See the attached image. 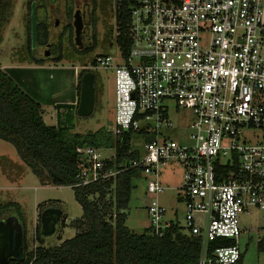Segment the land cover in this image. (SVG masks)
<instances>
[{
  "label": "built area",
  "instance_id": "2783aa9c",
  "mask_svg": "<svg viewBox=\"0 0 264 264\" xmlns=\"http://www.w3.org/2000/svg\"><path fill=\"white\" fill-rule=\"evenodd\" d=\"M131 1L129 54L98 55L91 67L115 69L114 125L106 131L151 138L138 158L113 166L115 147H79L85 162L74 186L138 169L147 180L148 229L163 235L172 222L158 200L159 175L178 162L186 228L202 244L198 264H236L241 215L264 210V143L245 136L264 132V0ZM171 105L194 114L181 142L165 135L174 127ZM218 239L235 243L210 257Z\"/></svg>",
  "mask_w": 264,
  "mask_h": 264
},
{
  "label": "rangeland",
  "instance_id": "374dc122",
  "mask_svg": "<svg viewBox=\"0 0 264 264\" xmlns=\"http://www.w3.org/2000/svg\"><path fill=\"white\" fill-rule=\"evenodd\" d=\"M32 1L12 0L9 18L0 35L1 67L4 69L17 68L14 75L20 79V82L23 80L24 86L27 85L34 90L36 88L41 91L40 99H38L46 105L44 113L46 114L45 122L48 125H56L57 119L61 117L53 106H49L48 100L52 96L58 101L74 96L77 90L76 85L79 82L76 72H93L96 98L93 113L81 116L77 113L78 109L73 111L67 109L66 117L74 123L71 132L87 134L113 126L115 69L113 67L94 68L91 67V63L98 55H113L119 58L120 51L116 43L115 0H35L37 19L41 26L38 28L36 45L32 44L31 38L32 49L30 50V4ZM76 7L80 8L84 15L82 48L75 44L68 29V23L71 22V19L67 17L68 12L74 11ZM57 20H59L58 26L55 25ZM89 46H94V49L87 53L86 49ZM47 49L50 50L49 56L45 54ZM60 55L62 60L58 61L57 58ZM61 104L58 105V109L65 110L66 105ZM169 110L174 127L167 130L165 135L180 142L184 141V137L189 132V126L194 120V114L186 108L176 110L173 105ZM66 117L63 119L66 120ZM245 136L251 138V142L264 143V132L262 131L246 132ZM150 138L149 135L134 134L131 145L143 151L145 143ZM11 161L23 164L22 172L16 179L8 181L9 187H6V177L3 175L0 178V205L12 202L20 205L21 218L15 207L5 211L3 217L8 218L14 215L18 217V223L20 220L23 221L28 240V251H31L35 245H40L35 238L36 227L41 222L42 208H39L36 218L37 198L38 201L46 203L48 207L50 205L59 206L63 211V217L66 219L68 215L70 218L68 222L81 217L83 209L75 198L72 186L58 187L43 184L31 168L23 162L16 147L0 139V164L6 172L13 165ZM14 170L16 173L17 167ZM160 172L159 182L166 188L158 195L159 203L166 210L164 221L176 223L183 232L188 233L185 203L181 198L183 167L178 162H170ZM149 199L147 180L142 175L133 181L129 208L126 210L127 226L137 233L143 232L145 229L143 225L149 223L145 209ZM240 224L243 230L239 238L243 263L264 264V210L252 208L248 213L241 215ZM77 231L71 226L64 231L58 227L56 233L50 237L41 235L44 241L42 245L48 248L56 247L64 240L72 238ZM60 235L61 238H59Z\"/></svg>",
  "mask_w": 264,
  "mask_h": 264
},
{
  "label": "trees",
  "instance_id": "16d2710c",
  "mask_svg": "<svg viewBox=\"0 0 264 264\" xmlns=\"http://www.w3.org/2000/svg\"><path fill=\"white\" fill-rule=\"evenodd\" d=\"M34 2H31L30 10ZM131 2L124 0L115 10L116 43L124 56L129 54L131 43L128 35ZM11 4L12 0H0V35L9 18ZM40 26L38 24V28ZM31 38L30 33V50ZM93 49L94 46H89L86 52L90 53ZM57 60H62L61 55ZM15 70L4 69L0 65V139L16 147L21 159L43 184L72 186L75 198L83 209V216L72 222V226L78 230L72 238L49 248L42 245L44 241L39 222L35 238L40 245L31 251H28L24 223L20 220L22 258L19 255L9 257L5 264H198L201 239L183 232L178 224L172 223L163 235L154 234L150 229L137 233L127 226L126 210L129 208L133 181L142 176L138 169L122 171L110 180L74 186L76 176L85 162L78 152L79 147H115L113 166L139 157V150H132L134 134L130 132L114 138L112 133L103 128L82 134L71 132L67 126L48 125L43 118L42 104L25 90L23 83L14 75ZM83 74H79V93ZM11 207L18 209L21 218L20 205L12 202L0 205V219ZM40 207L41 216L48 206L39 204ZM65 226L62 215L58 227ZM234 243L233 240L212 241L210 257L216 247ZM236 264H244L242 257Z\"/></svg>",
  "mask_w": 264,
  "mask_h": 264
},
{
  "label": "water",
  "instance_id": "95a60500",
  "mask_svg": "<svg viewBox=\"0 0 264 264\" xmlns=\"http://www.w3.org/2000/svg\"><path fill=\"white\" fill-rule=\"evenodd\" d=\"M38 19L36 14V4L33 3L31 7V37L32 44L36 45L38 40ZM76 44L79 47L82 45V35L84 29V23L81 16L76 15L74 21ZM46 56L50 55V50L45 51ZM95 75L93 72H86L82 76L81 92L79 97V106L77 113L81 116H88L93 113L95 107ZM63 211L60 207L50 206L46 207L40 216L41 232L45 237L54 235L57 231L58 224L62 217ZM22 224L18 223L17 216H10L0 220V249L3 252V258L0 260V264L7 263L11 254H9L10 246L16 250L19 258H22ZM17 247V248H16ZM15 252V253H16Z\"/></svg>",
  "mask_w": 264,
  "mask_h": 264
},
{
  "label": "crops",
  "instance_id": "0c3cea01",
  "mask_svg": "<svg viewBox=\"0 0 264 264\" xmlns=\"http://www.w3.org/2000/svg\"><path fill=\"white\" fill-rule=\"evenodd\" d=\"M17 69V68H16ZM77 76V75H76ZM22 83H23V85H24V82H23V80L21 81ZM78 85V84H77ZM77 85H76V87H77ZM25 88V90H27L31 95H33L38 101H39V99H40V96H41V91H38V90H36V88H35V90L33 89V88H31L30 86H25L24 87ZM56 95V94H55ZM53 97V96H52ZM51 97V99L50 100H48V102H49V106H53L54 107V110L56 109V111H57V113H58V115L60 114L61 115V117L59 118V119H57V122H56V126H58V125H61V126H67V127H70L71 129H72V127H74V123L71 121V120H69L66 116H67V109H69V111H73L74 109L76 110V109H78V106H79V97H80V93L78 92V89L76 90V93H75V95L74 96H72V97H69V98H64V99H60V100H62V101H58V99H56V98H52ZM39 98V99H38ZM41 103V102H40ZM61 103H63V105H66V108H65V110H62V108H60V109H58V105L59 104H61ZM42 104V114H43V118H44V120L46 121V114L44 113L45 112V106L46 105H43V103H41ZM62 105V104H61ZM72 106V107H71ZM74 107V108H73ZM63 111H65V112H63ZM53 113V112H52ZM63 117H66L65 119L66 120H64L63 119ZM52 119H54L53 118V116H52ZM24 162V161H23ZM11 164H13L12 165V167H11V169H9V170H7V172L4 170V168H3V166L0 164V178H2L3 177V175L6 177V181H7V184H6V187H9V183H8V181H12V180H14V179H16V177L18 176V175H20V172H22V168H21V166L23 165V164H20V163H15V162H12L11 161ZM17 167V172L15 173V168ZM161 173V172H160ZM50 184V183H49ZM58 187H64V186H58ZM166 189V188H165ZM15 203V202H14ZM18 204V203H17ZM36 204H37V211H36V218H37V213H38V211H39V204H45L46 205V203H44L43 201L41 202V201H38V198L36 199ZM147 204H148V202H147ZM147 204H146V206H145V209H146V215H148L147 214ZM56 206V205H55ZM59 207V206H58ZM83 216V215H82ZM81 216V217H82ZM81 217H79V218H81ZM5 217H2L1 219H4ZM79 218H77V219H79ZM128 218V217H127ZM0 219V220H1ZM70 218L68 217V215H67V218L65 219V224H66V226L65 227H63V228H61L63 231L66 229V228H68L69 226H71V227H73L72 226V222L75 220H71V222H68V221H70L69 220ZM126 224H127V221H126ZM143 224H145V223H143ZM144 227H145V229H148V227H149V223H147V225H143ZM144 229V230H145ZM143 230V231H144ZM25 231V230H24ZM243 231V230H242ZM142 233V232H141ZM242 233V232H241ZM22 236H23V234H22ZM25 237L27 238V236H26V232H25ZM60 237H61V235H60ZM59 237V238H60ZM240 238V237H239ZM28 241V240H27ZM238 245H239V247H240V244H239V240H238ZM36 246H38V245H35V247ZM34 247V248H35ZM241 249V248H240ZM242 260H243V254H242Z\"/></svg>",
  "mask_w": 264,
  "mask_h": 264
},
{
  "label": "flooded vegetation",
  "instance_id": "af4514ba",
  "mask_svg": "<svg viewBox=\"0 0 264 264\" xmlns=\"http://www.w3.org/2000/svg\"><path fill=\"white\" fill-rule=\"evenodd\" d=\"M67 13V12H66ZM76 15H79V16H81L82 17V19H83V17H84V15H83V12H82V10L80 9V8H75V10L74 11H69L68 12V18L69 19H71V22H69L68 23V29H69V35H72V37H73V39H74V41H75V39H76V33H75V27H74V21H75V19H76ZM58 23H59V20H57L56 22H55V25H57L58 26ZM83 23H84V21H83ZM83 40V39H82ZM76 42V41H75ZM76 44V43H75ZM82 45H83V41H82ZM47 47H50V45H47ZM17 248V247H16ZM17 250V249H16ZM16 250H14L13 249V246H10V249H9V254H11V258L12 257H15L18 253V251L16 252ZM16 252V253H15ZM3 252L1 251V249H0V260H2V258H3V254H2Z\"/></svg>",
  "mask_w": 264,
  "mask_h": 264
}]
</instances>
